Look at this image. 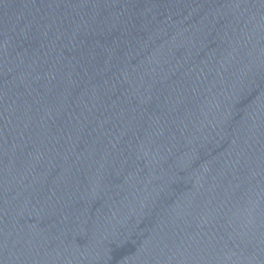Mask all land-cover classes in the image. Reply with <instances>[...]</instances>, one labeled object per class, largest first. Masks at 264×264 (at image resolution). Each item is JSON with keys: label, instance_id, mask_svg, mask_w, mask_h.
<instances>
[{"label": "water", "instance_id": "obj_1", "mask_svg": "<svg viewBox=\"0 0 264 264\" xmlns=\"http://www.w3.org/2000/svg\"><path fill=\"white\" fill-rule=\"evenodd\" d=\"M0 264H264V0H0Z\"/></svg>", "mask_w": 264, "mask_h": 264}]
</instances>
